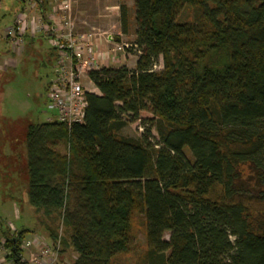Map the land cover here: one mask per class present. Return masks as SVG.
I'll list each match as a JSON object with an SVG mask.
<instances>
[{
  "label": "trees",
  "instance_id": "trees-1",
  "mask_svg": "<svg viewBox=\"0 0 264 264\" xmlns=\"http://www.w3.org/2000/svg\"><path fill=\"white\" fill-rule=\"evenodd\" d=\"M134 24V68L88 72L99 94L83 124L25 126L28 204L52 244L57 221L69 234L70 264H264V0H134ZM142 111L160 123L155 144L149 129L121 135ZM8 233L25 264L29 230Z\"/></svg>",
  "mask_w": 264,
  "mask_h": 264
},
{
  "label": "rangeland",
  "instance_id": "rangeland-1",
  "mask_svg": "<svg viewBox=\"0 0 264 264\" xmlns=\"http://www.w3.org/2000/svg\"><path fill=\"white\" fill-rule=\"evenodd\" d=\"M40 1L43 2L41 8L47 11L56 2L62 0ZM69 1L77 31L87 34L97 32V29L88 26V23L94 24L92 21L98 19L102 21L104 28L107 27L102 31L111 34L114 40L118 38L120 42L128 45L133 43L135 38L134 0ZM22 3L25 4L24 6L33 4V10H40L37 4H34V0H0V239L7 228H10L11 233L28 229L30 234L35 236L39 233L51 243L47 233L40 226L42 216L33 212L26 197L28 178L24 154V129L28 124L44 123L47 118H55V112L47 108L45 95L48 83L54 78L56 62L53 48L43 36L26 40L23 51L18 55L13 53L10 44L5 40V30L13 24L17 14L21 13ZM122 4L127 6L128 33L116 36L117 32H121L119 7ZM187 19H191V16L184 11L181 20ZM137 58L136 52L127 51L122 59L118 58L112 63L113 68L124 66L127 69H133ZM155 64L154 70L162 69L160 59ZM84 83L90 93L99 94L87 79H84ZM139 118L128 123L121 131V135L139 138L143 136L146 129H149V141L153 144L157 143L156 128L160 126V123L145 111L140 112ZM58 150L65 153V145H60ZM141 224L140 218L136 217L133 245L139 251L145 249L144 229ZM56 226L59 236L57 264H70L77 255L68 245L62 247L61 240L68 242L69 234L64 231L59 221L56 222ZM168 237L169 234L165 233L163 238L167 241ZM28 238L32 236L25 239ZM115 264H136V256H120L115 260Z\"/></svg>",
  "mask_w": 264,
  "mask_h": 264
},
{
  "label": "built area",
  "instance_id": "built-area-1",
  "mask_svg": "<svg viewBox=\"0 0 264 264\" xmlns=\"http://www.w3.org/2000/svg\"><path fill=\"white\" fill-rule=\"evenodd\" d=\"M42 3H34L39 11L33 10V4H23L21 13L17 14L13 24L6 28L5 39L17 55L23 51L27 37L43 36L48 39L56 52V65L54 78L49 82L45 97L47 108L55 112V118H47L46 122H58L67 127L81 125L87 107L86 94L90 93L84 79L93 85L88 79V72L104 68L105 64H102L98 57L96 39L94 40L91 34L77 31L69 0L56 2L57 4L47 11L41 8ZM105 40L112 45L105 53V60L109 63L118 58L122 59L131 47V44L117 43L112 35H106ZM5 242V238L0 239V252L3 254L0 264H3L4 256L9 255ZM58 245L59 241L52 244L42 236L32 235V238L23 240L19 245L20 262L57 264Z\"/></svg>",
  "mask_w": 264,
  "mask_h": 264
},
{
  "label": "crops",
  "instance_id": "crops-1",
  "mask_svg": "<svg viewBox=\"0 0 264 264\" xmlns=\"http://www.w3.org/2000/svg\"><path fill=\"white\" fill-rule=\"evenodd\" d=\"M95 20V21H94ZM92 22H94V24H91V23H88V26H90V27H93L94 29H97V32H93V33H89V34H91V35H95V36H93V39L95 40L96 39V51H97V54H98V57H99V59H100V62L102 63V64H105V67L104 68H113L114 66H113V64L112 63H109V62H106V60H105V52L107 51V48H110V46H112L111 44H109L108 45V43H106L105 42V36L106 35H111V34H109V33H106V32H103L102 30H104V29H106V28H104L105 26L102 24V21L101 20H98V19H94ZM87 25V24H86ZM93 25V26H92ZM103 27V28H102ZM101 28V29H100ZM82 33H84V32H82ZM122 34H121V32L119 31V32H117L116 33V36H121ZM34 38H36V37H33V38H31V37H27L26 38V40H34ZM45 39H47V38H45ZM25 40V41H26ZM48 40V39H47ZM117 43H122V42H120L121 40H119L118 38H116V40H115ZM51 46V45H50ZM94 87V86H93ZM95 88V87H94ZM96 89V88H95ZM8 229V228H7ZM7 229H6V231L4 232L3 231V234H1L2 236H1V238H5V234H7L8 232H7ZM9 231H10V228H9ZM33 233H35V232H33ZM10 234H12L11 232H9L8 233V235H10ZM33 234H30V233H28L27 235H26V237H29V236H32ZM36 235H39L40 236V234L38 233V234H36ZM3 255V254H2ZM1 255V252H0V257L2 256ZM5 257V259H4V262H3V264H14L13 263V261L11 260V259H9L8 258V255H5L4 256Z\"/></svg>",
  "mask_w": 264,
  "mask_h": 264
},
{
  "label": "flooded vegetation",
  "instance_id": "flooded-vegetation-1",
  "mask_svg": "<svg viewBox=\"0 0 264 264\" xmlns=\"http://www.w3.org/2000/svg\"><path fill=\"white\" fill-rule=\"evenodd\" d=\"M34 1H40V0H34ZM22 8V7H21ZM21 8H20V10H21ZM6 40V39H5Z\"/></svg>",
  "mask_w": 264,
  "mask_h": 264
}]
</instances>
